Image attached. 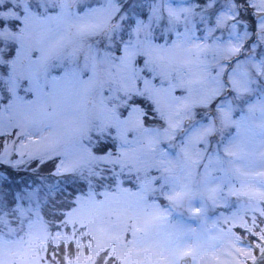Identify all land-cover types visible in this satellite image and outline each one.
<instances>
[{
  "label": "rangeland",
  "instance_id": "rangeland-1",
  "mask_svg": "<svg viewBox=\"0 0 264 264\" xmlns=\"http://www.w3.org/2000/svg\"><path fill=\"white\" fill-rule=\"evenodd\" d=\"M84 2L0 0V135L19 129L23 139L39 122L53 140L37 148V141L8 136L0 151V163L16 175L15 196L0 190V264H179L183 255L191 264H249L264 243V114L251 117L244 137L232 139L226 130L222 163L205 168L208 155L194 133L205 111L198 105L211 97L184 105L188 81L200 75L212 81L219 65L237 56L234 72L247 71L251 89H264V75L254 68L264 58L245 53L249 68L242 69L246 33L236 23L238 16L248 18L247 9L251 16L264 12V0H227L223 7L220 0H144L154 11L147 32L108 17L81 19L76 5ZM64 4L68 15L58 22L53 17ZM206 13L221 27L220 38L208 45L201 42ZM254 26L264 39V17ZM164 27L187 29L189 43L163 61L137 63L145 49L136 40H151ZM122 34L130 43L117 55L113 46H120ZM10 48L20 50L19 60L9 56ZM33 61L45 92L53 77L66 74L46 110L29 103L35 99L32 74L24 67ZM157 64L164 65L163 81L146 83ZM137 96L154 105L156 118L147 124L143 110L130 105ZM100 141L113 145L109 154L95 151ZM230 142L239 145L236 155L224 154ZM38 156L60 157L55 175L33 167ZM70 187L78 191L74 207L52 231L41 209ZM185 216L193 219L184 222ZM243 234L251 238L246 244Z\"/></svg>",
  "mask_w": 264,
  "mask_h": 264
},
{
  "label": "snow or ice",
  "instance_id": "snow-or-ice-1",
  "mask_svg": "<svg viewBox=\"0 0 264 264\" xmlns=\"http://www.w3.org/2000/svg\"><path fill=\"white\" fill-rule=\"evenodd\" d=\"M150 9L151 6L146 7L144 0H116L115 5H113L112 0H103L99 5L94 4L92 0H85L84 3L76 5V14L85 20L89 18L101 20L105 17L116 19L121 25L127 24L136 28L138 32H147L151 27L154 14V11ZM66 15H68V5L64 4L62 5L60 15L53 18L58 22H63ZM144 21H148V23H144ZM140 25H142V28ZM160 25L161 20L157 18L156 27L160 28ZM15 26L19 25L17 24ZM121 33H123V28H121ZM151 35V40L137 39L135 42V44L143 45L145 49L143 57L137 60V63L141 65L156 60L163 61L166 56L181 48L183 45L188 44L190 40L187 29L177 31L174 28L164 27L159 34L153 31ZM118 43L120 44L119 47L113 46L114 52L117 55L127 50V45L130 41L125 40L122 34ZM165 45H169V47L166 48ZM252 46L256 47V45ZM195 47L199 48L200 45H195ZM229 50L238 51L235 48ZM8 54L10 57L15 56L19 60L21 52L17 48H10ZM45 55L46 53L41 50V58ZM240 61L241 58L237 56L232 61L220 64L221 72L214 73L212 81H209L205 75H200L194 80L188 81V96L185 98V108L189 107L191 102L198 98L211 97L206 102L198 105V107L203 108L205 111L204 113H198L201 116L199 122L200 127L194 133V139L197 143L203 142L204 152L208 155V165H205V168H208L210 165H219L222 163L219 142L224 141L226 130L229 131L232 139H235V137H244L250 130L251 117L256 112L264 114V89L258 91L251 89L250 85L252 81L247 71L234 72L236 65ZM262 65H264V61L261 64L254 65V68L257 73L264 75V66ZM24 71L32 74L30 84L33 86L35 99L29 101V103L44 110L47 109L49 102H52L54 106L56 93L60 88L59 82L66 74H62L61 77H53L52 82L48 84L51 90L45 92V84L40 83L37 70L35 69V61L25 66ZM149 71L152 73V79L151 81H146V83H154L158 77L163 81L166 75L163 64H157L156 70L149 69ZM256 83L259 85L260 81L257 80ZM183 86L182 83L181 89ZM130 105L143 110L145 124L156 118L154 105L143 96L133 98L130 101ZM237 116L238 118H236ZM44 129L45 126L37 122L23 139L21 138L19 129H13L6 135H0V151L4 149L8 136L21 140L22 143L37 141V148H46L53 140L51 133L46 132ZM238 147V144H231L230 142L229 146L223 148L224 154L236 155L235 150ZM112 148L113 145L109 142L100 141L95 151L100 155H105L109 154ZM14 155L18 158L20 153H14ZM60 163L61 159L57 156H53L51 159H43L42 156H38L32 162L33 167L39 166L37 169L38 172L46 171L49 175L56 174V169ZM0 173L6 174L4 177L6 182L0 184V190H8L12 196H15L16 193L11 191L16 179L12 167L6 163H0ZM15 187L18 189L19 185H15ZM13 202V200L9 201L10 204Z\"/></svg>",
  "mask_w": 264,
  "mask_h": 264
},
{
  "label": "trees",
  "instance_id": "trees-1",
  "mask_svg": "<svg viewBox=\"0 0 264 264\" xmlns=\"http://www.w3.org/2000/svg\"><path fill=\"white\" fill-rule=\"evenodd\" d=\"M78 184V183H77ZM85 184L80 182V191L83 190ZM77 194L72 187L66 189H62L57 194L51 198L49 204H44V208L42 209V217H44L46 223L49 225L50 230L57 231V226L55 223L61 222L65 212L72 209L74 203L72 198ZM51 217H55V220ZM52 249V247H51ZM59 251H63L64 247L62 245L58 248ZM64 253V252H62Z\"/></svg>",
  "mask_w": 264,
  "mask_h": 264
},
{
  "label": "water",
  "instance_id": "water-1",
  "mask_svg": "<svg viewBox=\"0 0 264 264\" xmlns=\"http://www.w3.org/2000/svg\"><path fill=\"white\" fill-rule=\"evenodd\" d=\"M190 260L188 257L181 259L180 264H189ZM253 264H264V249L262 253L257 257L256 261Z\"/></svg>",
  "mask_w": 264,
  "mask_h": 264
}]
</instances>
